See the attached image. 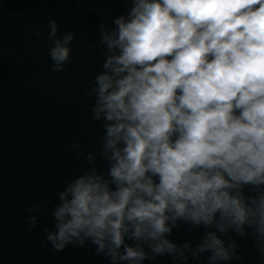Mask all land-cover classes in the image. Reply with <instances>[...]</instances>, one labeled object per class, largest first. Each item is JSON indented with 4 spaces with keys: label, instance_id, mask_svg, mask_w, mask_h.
Listing matches in <instances>:
<instances>
[{
    "label": "clouds",
    "instance_id": "clouds-1",
    "mask_svg": "<svg viewBox=\"0 0 264 264\" xmlns=\"http://www.w3.org/2000/svg\"><path fill=\"white\" fill-rule=\"evenodd\" d=\"M125 3L98 25L105 58L87 95L101 146L72 144L88 166L56 193L43 246L91 244L111 264L239 259L236 237L264 246V0ZM48 29L61 72L77 36ZM181 224L203 229L198 243L171 238Z\"/></svg>",
    "mask_w": 264,
    "mask_h": 264
},
{
    "label": "water",
    "instance_id": "water-1",
    "mask_svg": "<svg viewBox=\"0 0 264 264\" xmlns=\"http://www.w3.org/2000/svg\"><path fill=\"white\" fill-rule=\"evenodd\" d=\"M128 7L125 0H0V264H111L91 244L63 251L50 243L44 247L43 229L53 226L56 193L88 166L72 144L78 141L85 155L101 146L103 129L92 119L94 100L87 95L105 58L98 25ZM51 19L58 20L60 36L67 31L77 36L71 61L61 72L51 70ZM36 204L44 207L30 229L35 213L28 209ZM202 235V228L189 231L181 224L171 238L195 245ZM236 239L239 259L222 264H264V246L255 237ZM206 257L184 264H208ZM144 264L176 262L165 255Z\"/></svg>",
    "mask_w": 264,
    "mask_h": 264
}]
</instances>
